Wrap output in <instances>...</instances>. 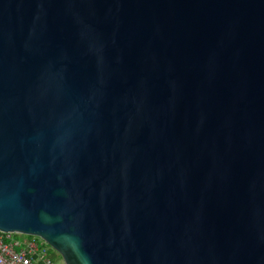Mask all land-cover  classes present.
<instances>
[{"label":"water","instance_id":"water-1","mask_svg":"<svg viewBox=\"0 0 264 264\" xmlns=\"http://www.w3.org/2000/svg\"><path fill=\"white\" fill-rule=\"evenodd\" d=\"M0 232L264 264V0H0Z\"/></svg>","mask_w":264,"mask_h":264},{"label":"built area","instance_id":"built-area-1","mask_svg":"<svg viewBox=\"0 0 264 264\" xmlns=\"http://www.w3.org/2000/svg\"><path fill=\"white\" fill-rule=\"evenodd\" d=\"M53 252L39 238L24 243L0 232V264H54Z\"/></svg>","mask_w":264,"mask_h":264},{"label":"rangeland","instance_id":"rangeland-1","mask_svg":"<svg viewBox=\"0 0 264 264\" xmlns=\"http://www.w3.org/2000/svg\"><path fill=\"white\" fill-rule=\"evenodd\" d=\"M13 239H17V240H20L24 243H26L28 240H30L32 238V236H17V237H14L12 236ZM49 247V246H48ZM50 248V247H49ZM51 249V248H50ZM52 250V249H51ZM53 251V250H52ZM54 256H55V262L54 264H62L61 263V259L60 257L55 253L53 252Z\"/></svg>","mask_w":264,"mask_h":264},{"label":"trees","instance_id":"trees-1","mask_svg":"<svg viewBox=\"0 0 264 264\" xmlns=\"http://www.w3.org/2000/svg\"><path fill=\"white\" fill-rule=\"evenodd\" d=\"M14 237H17V236H14ZM52 251V250H51Z\"/></svg>","mask_w":264,"mask_h":264},{"label":"bare ground","instance_id":"bare-ground-1","mask_svg":"<svg viewBox=\"0 0 264 264\" xmlns=\"http://www.w3.org/2000/svg\"><path fill=\"white\" fill-rule=\"evenodd\" d=\"M48 246V245H47Z\"/></svg>","mask_w":264,"mask_h":264}]
</instances>
